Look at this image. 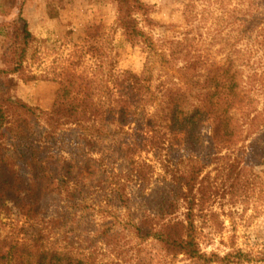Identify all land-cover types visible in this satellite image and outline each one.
<instances>
[{
	"label": "trees",
	"instance_id": "obj_1",
	"mask_svg": "<svg viewBox=\"0 0 264 264\" xmlns=\"http://www.w3.org/2000/svg\"><path fill=\"white\" fill-rule=\"evenodd\" d=\"M113 1L126 42L150 46L137 19L150 26L148 7ZM13 4H0V219L17 229L0 239V264L264 262L263 253L239 249L202 252L196 226V219L214 216L203 213L232 189L238 166L264 154V103L261 109L252 103L233 65L204 74L195 57L183 59L180 84L156 93L148 73L117 71L110 51L101 52L99 34L86 30L75 63L55 75L51 109L42 111L12 96L33 39L20 10L17 20H6ZM87 57L93 68L78 72ZM154 163L173 171L145 193ZM212 166L214 178L206 172ZM92 195L106 210L103 229L84 240L58 230L70 215L81 221Z\"/></svg>",
	"mask_w": 264,
	"mask_h": 264
},
{
	"label": "rangeland",
	"instance_id": "obj_2",
	"mask_svg": "<svg viewBox=\"0 0 264 264\" xmlns=\"http://www.w3.org/2000/svg\"><path fill=\"white\" fill-rule=\"evenodd\" d=\"M13 1L17 6L6 20H17L20 10L33 39L27 45L21 73L14 75L16 86L12 96L31 107L42 111L51 109L57 89L55 75L75 60L86 30L99 34L101 52L106 55L110 51L117 71L148 73L156 93L180 84L177 69L184 66L183 59L195 57L197 69L204 74L208 68L231 63L240 73L241 85L248 90L252 103L258 109L264 103V0H140L150 11L149 27L137 16L142 31L151 39L150 46L126 42L116 27L117 10L113 0H0V4L14 5ZM242 17L248 22L241 23ZM254 17H258V24L251 26ZM18 25L21 24L18 22ZM1 60L0 51V67ZM92 68L87 57L78 72H89ZM142 157L151 160L150 156ZM172 158L178 162V153L173 152ZM259 159L250 165L238 166L232 189L203 213L206 217L212 213L213 217L204 221L196 219L202 252L223 255L239 249L252 256L264 254V154ZM120 164L115 168L119 169ZM180 165L181 171L184 165ZM155 166V175L145 193H151L168 173L172 174L173 170L167 172ZM206 172L212 173L213 178L217 175L213 166ZM94 196L88 201V210L80 222L70 215L69 220H73L58 230L67 231L70 238L84 240L88 231L103 229L101 217L106 210L98 206L100 197ZM91 209H94L91 213L94 222L87 217ZM16 229L11 219H0V239ZM81 245L88 247L85 242ZM182 261L179 257L177 264Z\"/></svg>",
	"mask_w": 264,
	"mask_h": 264
}]
</instances>
